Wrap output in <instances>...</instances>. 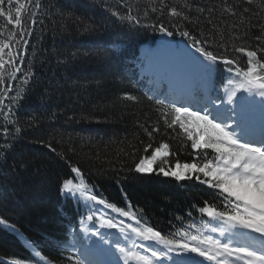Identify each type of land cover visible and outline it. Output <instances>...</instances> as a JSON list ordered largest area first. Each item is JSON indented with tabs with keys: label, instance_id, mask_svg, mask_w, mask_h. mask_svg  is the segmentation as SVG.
<instances>
[{
	"label": "trees",
	"instance_id": "1",
	"mask_svg": "<svg viewBox=\"0 0 264 264\" xmlns=\"http://www.w3.org/2000/svg\"><path fill=\"white\" fill-rule=\"evenodd\" d=\"M121 2L39 0L37 23L32 27V35L25 38L26 55L22 47L24 40L19 44L10 41L20 51L19 58L24 63L11 81L7 79L10 66L5 65L2 84L5 91L0 94L6 106H14L17 101L20 105L15 119L11 114L8 119L0 114V146L9 142L13 145L6 166L0 151V219L6 221L0 224V264H15L17 259L21 264H36L26 240L42 244L38 250L52 264H74L75 258L83 259V235L78 221L90 213L82 204L63 201L60 191L64 180L77 182L71 171L73 166L81 169L84 180L93 186L98 197L125 209L130 204L131 210L142 216V223L147 222L165 235L184 229L195 232L188 228L190 224L201 227L202 220L209 219L198 208L204 206V201L218 204L209 188L189 181L178 183L163 179L158 174L145 176L134 170L140 158L150 155L162 143L169 144L168 164L194 159L191 141L178 125L175 129L165 126L155 98L148 99L150 94L146 88L153 84L147 85L141 77L150 81L157 77L197 82L203 90L206 82L193 60L199 54L190 41L171 27L169 22H174V18L167 15L168 9L162 17L151 12L145 15L143 9L149 0H129L133 14L141 20V25L136 26L111 15V12L125 11ZM154 2L158 5L160 0ZM166 2L179 8L184 0ZM193 2L215 9L211 20L216 27L208 24L205 17L209 12L205 11L199 28L212 33V47L218 53L223 51L220 45L224 44L228 49L224 54L235 57L245 67L247 57L235 52L234 46L249 50L264 46V40L255 39L264 31V7L261 6L264 0H253L252 4L227 0V5L224 0ZM227 6L234 8L237 15L224 11ZM244 8L249 11L243 12ZM241 17L245 25L233 27ZM157 20L169 26L174 35L168 37L144 26ZM88 25L95 30L85 31ZM180 26L189 28L183 21ZM0 30L3 32L0 39H8L12 26L0 18ZM244 32H247L245 39H234ZM165 38L171 41L170 45ZM8 51L5 49V53ZM29 72L34 75L25 83ZM215 72L214 84L222 89L229 73L223 65H217ZM9 83L11 91H7ZM25 92L20 100L18 94ZM127 95L138 99L128 100ZM259 115L257 105L256 123ZM154 127L160 131L149 137L144 129L152 131ZM16 128L21 131L17 133ZM149 144L152 148L146 153L144 148ZM209 155H212L210 150ZM95 207L104 210L103 206ZM104 211L116 216L111 210ZM116 218L131 222L124 217ZM70 226L75 229L72 235ZM119 235L116 229L113 236L109 234L111 239ZM74 238L78 241L76 247L58 248L49 243L53 239Z\"/></svg>",
	"mask_w": 264,
	"mask_h": 264
},
{
	"label": "snow or ice",
	"instance_id": "2",
	"mask_svg": "<svg viewBox=\"0 0 264 264\" xmlns=\"http://www.w3.org/2000/svg\"><path fill=\"white\" fill-rule=\"evenodd\" d=\"M242 2L252 4L253 0ZM224 4L227 5V0H224ZM261 6L264 7V3ZM40 7L39 0H0V18H4L6 24L12 26L8 39H0V94L5 91L2 87L5 65L10 66L11 72L7 79L11 81L15 79V73L20 72V66L24 63L19 58L20 51L13 48L10 41L19 44L24 40L22 47L26 55L28 41L25 38L32 35V27L37 23L36 11ZM121 7L125 9L123 13L115 11L111 12V15L129 24L141 25L139 16L133 14L129 0H122ZM165 9H168L167 15L174 18V22H169L171 27L190 41L192 48L199 54L193 57V60L199 66L206 87L200 99L187 102L169 99V94H162L163 98H160L153 93L148 99L155 98V103L160 106L157 111L161 113L167 128L175 129L178 125L186 139L191 141L194 159L192 162L181 163L176 160L174 164H168L166 158L171 155L169 144L162 143L155 147L150 155L140 158L134 170L139 174H162L176 181L194 179L213 191L218 204L204 201V206L198 208L199 213L209 219L207 222L202 220L201 227L190 224L188 228L195 229V232L184 229L165 235L147 222L142 223V216L131 210L130 204L125 209L98 197L93 186L84 180L79 167L71 168L77 182H74V179L64 180L61 194L66 199L82 204L90 213L78 221L79 229L84 232L88 244H91L93 249L109 255L119 254V259L123 260L124 264H129L130 261H135L136 264H161L162 258L172 259L170 253H176L177 256L195 254L202 258L192 264H264V55H261L264 54V46L255 50L234 46L235 52L247 57L246 66L241 67L235 57L230 58L224 54L228 51L224 44L220 45L223 51L218 53L212 47V33H205L199 28L200 17L205 11L209 12V16L205 17L208 24L212 28L216 27L211 20V13L215 9L200 7L193 0H184L179 8L170 6L166 0H160L158 5L154 0H149L143 11L145 15L151 12L159 13L162 17L165 15ZM223 10L233 16L237 15L231 6ZM242 11L249 10L244 8ZM181 21L189 28L181 27ZM241 25H245V19L242 17L239 24L233 27ZM144 26L168 37L174 35V31L160 20ZM84 30L91 32L95 29L88 25ZM2 35L0 30V36ZM246 37L247 32H244L234 39ZM220 39L223 41V35H220ZM255 39L264 40V31ZM5 49L9 51L5 53ZM217 65H223L229 73L222 94L214 84ZM33 75L34 73L29 72L25 83ZM7 91H11L10 83ZM25 95L26 92L18 94V98L22 100ZM126 99L135 101L138 98L127 95ZM257 105L260 109L258 126L255 120ZM19 107L18 101L14 106H6L4 99L0 98V114H3L5 119H8L9 114L15 119V112ZM144 130L149 137L153 132L160 131L159 127H154L152 131L147 128ZM15 131L18 133L21 130L16 128ZM4 137L8 139L7 129L4 131ZM12 148L10 142L0 146L5 166ZM150 148L152 145H147L144 152L147 153ZM209 150L212 155H209ZM96 205L103 206L104 210H111L116 216L127 218L131 222L125 223L123 219L109 215L107 211L95 207ZM0 224H6V221L0 219ZM7 226L16 231L13 226ZM101 229H116L120 235L111 239L109 234ZM74 231V227L70 226L69 234L72 235ZM206 231L218 233V237L205 235ZM93 237L96 239L93 240ZM137 240L140 243H137ZM77 242L75 238L49 241L58 248L76 247ZM125 242H130V247L124 246ZM25 243L31 250L32 260L36 261V264H52L38 250L43 247L42 244L31 240H26ZM161 248L164 251H161ZM137 249H143L150 255L142 254ZM91 250L85 245L81 251L83 259L75 258L74 264H86V261L87 264H93L88 259ZM15 264H21V261L17 259ZM95 264L102 262L97 261ZM174 264L185 262L174 261Z\"/></svg>",
	"mask_w": 264,
	"mask_h": 264
},
{
	"label": "rangeland",
	"instance_id": "3",
	"mask_svg": "<svg viewBox=\"0 0 264 264\" xmlns=\"http://www.w3.org/2000/svg\"><path fill=\"white\" fill-rule=\"evenodd\" d=\"M167 43H169L168 41H167ZM142 175H145V176H155V174H142ZM161 178H169V179H173V180H175L174 178H172V177H165V176H163L162 174H158ZM185 181H194V182H196L194 179L193 180H185ZM178 182H181V181H178ZM253 235H257V234H253ZM93 239V238H92ZM94 240V239H93ZM163 251H164V249H162ZM137 251H139V250H137ZM141 251V253L142 254H148V255H150V253H146V252H144V250L142 251V250H140ZM139 251V252H140ZM171 257H172V259H167V258H162L163 259V261H161V264H166V261L169 263V264H174V261H175V259L173 258V255H176V253H170L169 254ZM191 259H193L194 261H197V260H202V258H200V257H197V256H195V257H190ZM114 260L115 261H112L110 264H124V262H123V260H121V259H119V255H115L114 256ZM93 264H94V261H93ZM129 264H136V262L135 261H130L129 262Z\"/></svg>",
	"mask_w": 264,
	"mask_h": 264
},
{
	"label": "bare ground",
	"instance_id": "4",
	"mask_svg": "<svg viewBox=\"0 0 264 264\" xmlns=\"http://www.w3.org/2000/svg\"><path fill=\"white\" fill-rule=\"evenodd\" d=\"M167 263V262H166Z\"/></svg>",
	"mask_w": 264,
	"mask_h": 264
}]
</instances>
